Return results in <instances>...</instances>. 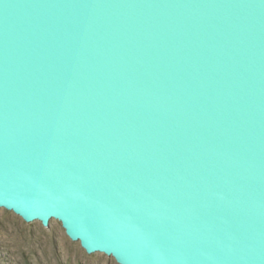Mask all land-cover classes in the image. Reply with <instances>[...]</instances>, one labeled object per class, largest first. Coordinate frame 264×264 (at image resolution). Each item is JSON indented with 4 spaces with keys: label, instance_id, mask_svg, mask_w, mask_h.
<instances>
[{
    "label": "water",
    "instance_id": "obj_1",
    "mask_svg": "<svg viewBox=\"0 0 264 264\" xmlns=\"http://www.w3.org/2000/svg\"><path fill=\"white\" fill-rule=\"evenodd\" d=\"M0 207L118 264H264V0H0Z\"/></svg>",
    "mask_w": 264,
    "mask_h": 264
},
{
    "label": "rangeland",
    "instance_id": "obj_2",
    "mask_svg": "<svg viewBox=\"0 0 264 264\" xmlns=\"http://www.w3.org/2000/svg\"><path fill=\"white\" fill-rule=\"evenodd\" d=\"M0 264H118L102 253L88 254L52 219L27 223L0 207Z\"/></svg>",
    "mask_w": 264,
    "mask_h": 264
}]
</instances>
